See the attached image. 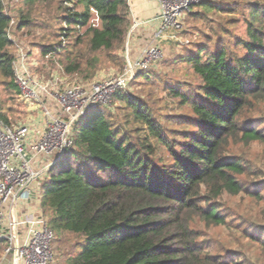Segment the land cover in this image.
<instances>
[{
	"label": "trees",
	"instance_id": "1",
	"mask_svg": "<svg viewBox=\"0 0 264 264\" xmlns=\"http://www.w3.org/2000/svg\"><path fill=\"white\" fill-rule=\"evenodd\" d=\"M21 1L32 6L53 0ZM67 1L71 7L59 6L65 28L60 41L45 48L46 60L60 50L70 55L64 39L81 28L86 30L74 38L73 48L84 45L89 54L123 52L131 27L127 0ZM208 4L201 1V7L210 8ZM245 10L246 38L235 44L243 48L242 55L224 46L211 52L204 44L188 48V42L187 52L180 57L200 84L190 88H194L192 95L184 94L180 83L170 93L192 112L186 122L193 131H170L177 137L169 139L148 104L122 90L114 92L112 101H118L124 111L123 125L103 105L92 106L74 122L71 146L39 184V209L48 218L53 236L82 239L69 264H243L205 253L191 224L196 218L206 226H223L230 218L219 213L216 200L224 193L237 196L244 191L236 177L245 173L246 166L225 156L229 142L264 143L262 131L239 122L251 99L264 100V5L253 2ZM92 11L98 27L88 26ZM190 13L189 8L186 14ZM11 18L0 0V74L11 81L18 97L14 54L9 52L12 43L7 37ZM28 24L20 15L16 27ZM77 61L71 59L64 67L67 75L80 71ZM148 70L136 72L133 78L143 77ZM0 120L8 126L2 113ZM160 147L168 152L167 163L155 160Z\"/></svg>",
	"mask_w": 264,
	"mask_h": 264
},
{
	"label": "rangeland",
	"instance_id": "2",
	"mask_svg": "<svg viewBox=\"0 0 264 264\" xmlns=\"http://www.w3.org/2000/svg\"><path fill=\"white\" fill-rule=\"evenodd\" d=\"M63 1L62 3H60ZM201 1L195 0L190 6L191 13L186 14L183 28L176 33V39L168 38L171 30L165 34L162 42H156L153 35L148 41L162 48L163 58L152 65L143 77L128 80L122 91L140 97L152 110L160 126L164 128L169 139L177 136L170 135V131H193L186 122L192 112L188 106L180 104V99L170 93V88L178 86L186 95H192V87L200 84L194 76L190 65L181 62L188 48L195 44H204L208 50L224 46L227 51L235 55H242L244 50L235 45L237 40L246 38L245 17L248 4L258 2L264 5V0H207L210 8L201 7ZM67 0H53L49 4L26 5L21 0H3L5 12L12 17L15 23L20 21V15L29 20V24L21 29L16 25L12 32V39L29 52L30 61H33L31 72L33 75L48 81L62 79L63 84H57L55 89H62L64 84L78 81L88 91L90 85L107 79L120 76L126 66L125 49L123 52L109 54H89L84 45L73 48L74 38L84 34L86 28L77 29L64 39L69 44L68 51L60 50L52 59L46 60L44 50L48 46L60 41L61 29L65 28L62 20V8L68 7ZM70 6H72L70 4ZM218 6L233 8L232 13L218 10ZM69 8V7H68ZM82 11V7H77ZM88 26L98 27L99 19L94 11L91 12ZM137 31V30H136ZM174 34V32L172 31ZM63 40V39H62ZM125 47V46H124ZM9 52L14 54L13 47ZM78 60L81 69L78 73L67 75L64 67L70 60ZM94 60H97L94 62ZM93 64L92 66L89 65ZM10 80L0 74V113L8 120V128L26 125L28 106L19 101L17 91L10 86ZM114 94V93H113ZM106 106L110 116L123 125L124 111L119 109V102L112 101ZM250 100V99H249ZM54 111L59 107L52 102ZM35 110V107L32 106ZM32 109V110H33ZM33 115V113H31ZM241 124H249L264 133V100H250V105L242 112ZM127 134V133H126ZM131 139L135 140L131 135ZM153 145H157L153 142ZM225 156H233L241 160L246 166L245 173L236 177L244 186V191L237 196L222 194L216 202L219 204V213H225L230 219L223 226H206L199 219H194L191 228L196 234V241L204 248L205 253L217 254L227 261H237L243 264H264V143H244L241 140H232L225 149ZM155 160L167 163L169 155L165 148L160 147ZM38 183L36 179L31 190ZM256 192L258 196L250 193ZM46 218V217H45ZM48 219V218H46ZM82 241L81 237L72 235L57 236L51 242L54 263L69 264L74 256V249ZM5 246H0V258ZM2 260H0L1 263Z\"/></svg>",
	"mask_w": 264,
	"mask_h": 264
},
{
	"label": "built area",
	"instance_id": "3",
	"mask_svg": "<svg viewBox=\"0 0 264 264\" xmlns=\"http://www.w3.org/2000/svg\"><path fill=\"white\" fill-rule=\"evenodd\" d=\"M154 1L159 4L156 39H165L169 30L168 38L176 39V33L183 28V18L195 0ZM66 3L71 7L70 2ZM148 22H134L126 43L140 26ZM15 25L11 18L7 37L14 49L12 70L19 91L18 99L27 106L37 108L43 118V131L37 140L30 142L28 125L8 128L0 120V241L5 246L4 254L10 255L15 264H52L51 242L54 236L47 219L39 208L35 212L23 210L33 201L39 206V184L53 163L43 169H33L26 155L28 144L32 157L53 153L60 156L71 146L74 122L92 106L108 105L116 90L124 89L136 72L147 71L163 58V54L159 46L150 43L137 58L129 60L125 47L126 66L120 76L91 84L88 91L77 81L53 90L58 83L60 86L63 84L62 79L48 81L32 74L33 61H30L29 52L12 39ZM52 102L59 107L56 112ZM36 179L38 183L31 190Z\"/></svg>",
	"mask_w": 264,
	"mask_h": 264
},
{
	"label": "crops",
	"instance_id": "4",
	"mask_svg": "<svg viewBox=\"0 0 264 264\" xmlns=\"http://www.w3.org/2000/svg\"><path fill=\"white\" fill-rule=\"evenodd\" d=\"M127 3L129 6V20L131 21V27L134 22L149 21L147 24L140 26L125 44V47L128 49L129 60H134L139 56L145 46L153 42V40L148 41V39L152 35L155 37V33L158 30V21L156 20V17L159 15V4L154 0H127ZM163 39L164 38L156 39L155 37V40H157L156 42H162ZM32 109V106H28V113H30V115H28L26 121V125H28L31 130L28 139L30 142H32V140H37L43 131V118L36 107L35 110ZM31 113H33V115ZM26 151L27 158L30 159V164L35 170L43 169L48 164L53 163L57 158V154L54 153L45 157H32L29 144ZM38 208L39 206L33 201V203L23 211L35 212ZM0 260H2L0 264H15L11 256H7L4 253Z\"/></svg>",
	"mask_w": 264,
	"mask_h": 264
}]
</instances>
